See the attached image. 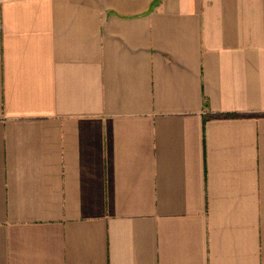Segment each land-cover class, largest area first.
I'll return each mask as SVG.
<instances>
[{
  "label": "crops",
  "instance_id": "0c3cea01",
  "mask_svg": "<svg viewBox=\"0 0 264 264\" xmlns=\"http://www.w3.org/2000/svg\"><path fill=\"white\" fill-rule=\"evenodd\" d=\"M0 264H264V0H0Z\"/></svg>",
  "mask_w": 264,
  "mask_h": 264
}]
</instances>
